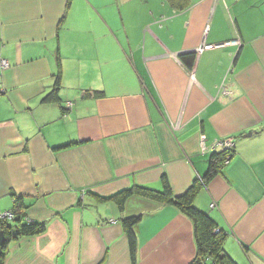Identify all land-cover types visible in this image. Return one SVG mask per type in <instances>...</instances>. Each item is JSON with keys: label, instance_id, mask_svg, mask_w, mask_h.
I'll use <instances>...</instances> for the list:
<instances>
[{"label": "crops", "instance_id": "0c3cea01", "mask_svg": "<svg viewBox=\"0 0 264 264\" xmlns=\"http://www.w3.org/2000/svg\"><path fill=\"white\" fill-rule=\"evenodd\" d=\"M1 60L0 215L19 198L44 226L2 264H131L134 215L135 264H190L175 207L103 198L162 177L179 195L226 139L194 205L237 264H264V0H0Z\"/></svg>", "mask_w": 264, "mask_h": 264}, {"label": "trees", "instance_id": "16d2710c", "mask_svg": "<svg viewBox=\"0 0 264 264\" xmlns=\"http://www.w3.org/2000/svg\"><path fill=\"white\" fill-rule=\"evenodd\" d=\"M178 4H180L178 5V9H182L183 5L181 3ZM181 58L189 67L194 61L193 54L182 55ZM59 86V76L57 75L52 91L45 99H54ZM100 94L101 92H96V95ZM68 145L69 144H64L62 146ZM232 154L233 148L212 152L207 159L205 173L200 178H194L188 188L179 195H174L172 193L167 180L165 177H162L161 188L158 190L134 185L129 189L121 190L103 199H115L121 205V202L129 196L138 195L159 204L171 205L188 217L192 222L195 257L190 264H237L223 247V231L218 228L209 214L201 211L194 205V198L200 188L221 172L225 160L227 158L230 159ZM22 208H24L23 204L18 198L12 209L14 213L13 219L10 221L0 219V231H3V241L0 243V264L3 263L7 245L11 239L38 234L44 230V226L41 223L24 220ZM140 219L141 215H134L121 219V224L128 242L131 264H135L137 247L134 226Z\"/></svg>", "mask_w": 264, "mask_h": 264}, {"label": "built area", "instance_id": "2783aa9c", "mask_svg": "<svg viewBox=\"0 0 264 264\" xmlns=\"http://www.w3.org/2000/svg\"><path fill=\"white\" fill-rule=\"evenodd\" d=\"M211 47H212L211 45H206V46H204L205 49H208V48H211ZM0 63H1L2 68L7 67V62H6L5 60H1ZM223 93H225V92H223ZM220 145H221V147H222L223 149H231V148H233V143H232V141L229 140V139L223 140L222 142H220ZM228 162H229V158H227V159L225 160V164H227ZM213 205H214V204L212 203V204L210 205V207H213ZM13 217H14V213H13L12 210L7 211V212H5V213H3V214L0 215V219H5V220H7V221L12 220Z\"/></svg>", "mask_w": 264, "mask_h": 264}, {"label": "water", "instance_id": "95a60500", "mask_svg": "<svg viewBox=\"0 0 264 264\" xmlns=\"http://www.w3.org/2000/svg\"><path fill=\"white\" fill-rule=\"evenodd\" d=\"M3 241V231H0V243Z\"/></svg>", "mask_w": 264, "mask_h": 264}]
</instances>
